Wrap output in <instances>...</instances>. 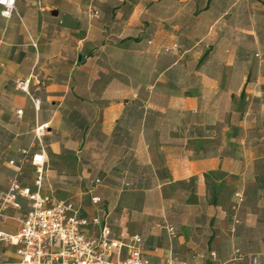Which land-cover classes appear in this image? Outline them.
Listing matches in <instances>:
<instances>
[{
	"label": "crops",
	"instance_id": "0c3cea01",
	"mask_svg": "<svg viewBox=\"0 0 264 264\" xmlns=\"http://www.w3.org/2000/svg\"><path fill=\"white\" fill-rule=\"evenodd\" d=\"M98 1L107 0H22L11 19L0 16V203L17 175L52 201H73L89 219V236L100 234L96 217L109 221L115 237L141 235L154 262L192 261L200 253L198 262H211L212 252L224 260L237 247L264 259V63L249 55L248 30L239 28L229 44L206 31L205 45L183 44L159 57L150 43L158 31L144 15L153 0H108L131 11L120 21L93 23L90 8ZM202 4L210 8L208 0ZM48 9L58 12L55 27ZM191 19L163 25L189 33ZM137 30L147 38L139 49L130 40ZM108 51L129 52L133 77L122 78L121 62ZM100 72L112 76L104 87L95 84ZM26 78L31 94L16 87ZM32 97L41 99L39 109ZM125 115L128 122L119 123ZM37 152L45 155L42 166L31 162ZM28 208L24 196L9 202L0 232L17 234ZM20 260L17 245L0 239V264Z\"/></svg>",
	"mask_w": 264,
	"mask_h": 264
},
{
	"label": "built area",
	"instance_id": "2783aa9c",
	"mask_svg": "<svg viewBox=\"0 0 264 264\" xmlns=\"http://www.w3.org/2000/svg\"><path fill=\"white\" fill-rule=\"evenodd\" d=\"M18 0H0V16L11 19L17 13ZM91 15L99 17L100 10L91 6ZM152 41H150L151 43ZM179 49V44L165 47L163 52H171ZM255 56L264 63V54L256 52ZM16 87L31 94V78L18 79ZM35 107L40 108L41 99L32 97ZM17 113H23L19 109ZM46 124L36 128V134L40 138L45 135ZM28 160L26 155L21 162ZM16 164L15 160L10 161ZM31 162L42 166L45 163L43 152L33 153ZM42 172H39L38 187L41 186ZM96 184H101L102 179L96 178ZM24 196L29 200V208L23 220V225L17 234L11 235L0 232V239L17 245V252L21 260L16 264H264L260 254H246L241 248H235L231 255L224 260L218 259L217 254H210L211 262H198L197 258H204V254L193 255L194 260H180L171 258L165 262H154L144 255L143 237L139 234L124 232L120 237L112 234L109 221L100 217L94 218L95 224H101L98 236H89L84 227L89 225V219L81 216L80 208L70 200L52 201L43 196L39 190L32 191L30 187L23 186L17 175L11 180L5 199L0 203L1 211L8 207L9 202ZM239 200H243L240 193H236ZM92 202L98 204L101 198L92 196ZM170 238H174L177 229L174 225L168 227Z\"/></svg>",
	"mask_w": 264,
	"mask_h": 264
},
{
	"label": "rangeland",
	"instance_id": "374dc122",
	"mask_svg": "<svg viewBox=\"0 0 264 264\" xmlns=\"http://www.w3.org/2000/svg\"><path fill=\"white\" fill-rule=\"evenodd\" d=\"M195 1L196 3H198L197 6H195L193 2L185 3L180 0H163L162 2L161 0H153L152 4L147 6V12H145L144 15L147 20H149L148 22L156 26V29L158 31L155 37L156 39L154 38L155 41L153 40L151 44L155 47V55L159 57L161 55L171 57L174 53H163V49L165 47L173 46L174 43H178L179 47L181 46V49L183 48V44H198L203 46L205 45L206 41L202 42L200 41V39H202L201 36H203L206 31H211L210 39H212V41L219 40L220 43L229 44L231 41H235V38L233 39L232 36L234 32L239 30V28H245L246 30H248V32L243 33V39L244 44L247 45L250 50V56L256 57V50H261L264 52V0H213L212 5L209 9H203V0ZM21 2L22 0H19L17 10ZM106 2H108V0L96 2V5L100 9L99 17H93L88 14L90 20H92L93 23L104 22L109 19L114 13L112 6L106 5ZM116 10L118 12V14L116 13L118 17H114V21H120L121 19H124L125 14L127 13L125 8L119 10V7H116ZM225 10L228 13L225 14ZM51 12L52 10H46L45 18L47 20H50L49 26L55 27L51 25V18L54 16ZM193 14L194 21L191 22L189 33L178 32V27L171 28L170 25H168L167 27L163 25L165 23L173 24L174 20L182 19L185 18L186 15ZM120 27L121 25H115V27L111 26L110 28L112 29V31L117 32L119 31ZM131 36H135V38L140 39L139 41H133L134 39L132 40L136 43L135 47L138 49L140 48V46H142V44H140L139 42L143 39L147 40V38L142 35V32L138 30L135 31V33H133V35ZM58 40L60 39L57 38V41ZM57 43V46L62 49V55H65L63 50L64 46H60L62 42ZM177 50H174L173 52H176ZM59 53L60 52H57L58 55H56V57L58 59L60 58L59 60H62ZM108 53H110V55L115 60H119L121 62L122 66L120 67V70L124 74L122 75V78L126 77L127 74L133 77L132 70L127 67V63L130 62L131 67L133 64V59L132 56L129 55V52L108 51ZM234 205L238 207V203L236 201H234ZM236 220H238V217H236L235 221Z\"/></svg>",
	"mask_w": 264,
	"mask_h": 264
},
{
	"label": "trees",
	"instance_id": "16d2710c",
	"mask_svg": "<svg viewBox=\"0 0 264 264\" xmlns=\"http://www.w3.org/2000/svg\"><path fill=\"white\" fill-rule=\"evenodd\" d=\"M212 2H213V0H208V4H207V7H211V5H212ZM99 9V8H98ZM100 10V9H99ZM113 10H114V13L111 15V17L108 19V20H111V21H114L115 19H114V17H115V15H116V13H117V10H116V8L114 9L113 8ZM126 11H127V13L125 14V17H127V15L129 14V12L131 11V8L130 7H128V8H126L125 9ZM114 19V20H113ZM193 21V19H191L190 20V22H192ZM191 24V23H190ZM136 40V41H139L140 39H138V38H130V40ZM205 56H206V54H205ZM205 56H203V58L202 59H204L205 58ZM201 59V60H202ZM111 78H112V76L111 75H109V74H106V73H104V72H100V74H99V78L95 81V84L97 85V84H99V83H101V84H103V87L106 85V84H108L109 83V81L111 80ZM128 109V108H127ZM129 111H130V113H131V115H136V116H138L139 114H138V111H137V107H131V109H129ZM71 119L72 120H77L78 118L76 117V115H74V114H71ZM128 122V119H127V117H126V115L125 116H123L120 120H119V123H122V122Z\"/></svg>",
	"mask_w": 264,
	"mask_h": 264
},
{
	"label": "water",
	"instance_id": "95a60500",
	"mask_svg": "<svg viewBox=\"0 0 264 264\" xmlns=\"http://www.w3.org/2000/svg\"><path fill=\"white\" fill-rule=\"evenodd\" d=\"M53 14H54V15H57L58 12L55 10V11H53ZM82 58H83L82 54H79V56H78V60H79V61H82Z\"/></svg>",
	"mask_w": 264,
	"mask_h": 264
}]
</instances>
